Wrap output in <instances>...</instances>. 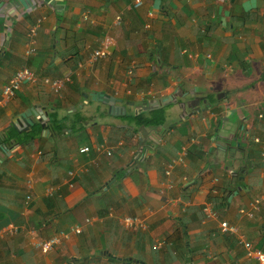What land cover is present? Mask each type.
I'll return each instance as SVG.
<instances>
[{
	"label": "crops",
	"instance_id": "0c3cea01",
	"mask_svg": "<svg viewBox=\"0 0 264 264\" xmlns=\"http://www.w3.org/2000/svg\"><path fill=\"white\" fill-rule=\"evenodd\" d=\"M101 45L109 55L92 60ZM22 66L70 80L59 93L24 83L0 106V134L47 114L32 143L0 144V264H260L219 222L264 248V0H0V94ZM159 109L162 124L134 120ZM76 168L88 169L69 178ZM255 198V216L241 215ZM62 230L50 253L36 246Z\"/></svg>",
	"mask_w": 264,
	"mask_h": 264
},
{
	"label": "built area",
	"instance_id": "2783aa9c",
	"mask_svg": "<svg viewBox=\"0 0 264 264\" xmlns=\"http://www.w3.org/2000/svg\"><path fill=\"white\" fill-rule=\"evenodd\" d=\"M142 4V0H135V5L140 6ZM85 19H89V13L86 12L84 15ZM91 20V19H90ZM89 20V21H90ZM123 20L122 14H118L115 17L114 24L115 25H121ZM42 18L37 19L36 23L30 28L28 32V39L26 43V50L25 53L30 55L36 52V34H37V28L41 24ZM110 41V40H109ZM109 55V50L106 47V45H101L100 47L93 50L90 58L92 60H97L99 58L107 57ZM133 73V67L129 69V75ZM39 77L37 74L30 69L29 67H22L18 69L8 80V82L3 86L2 93L0 94V106L8 101L11 96H13L17 90L21 87L22 84L27 82H36L38 81ZM43 82L45 85L49 86L53 92L59 93L67 84V82L70 80L69 76H63V77H49L46 76L43 79ZM256 141H258V138H256ZM196 142L195 138H192L189 142L183 144L179 151L177 156L168 163L165 169V173L167 175H170L174 169V167L177 164H186V160L189 154V146L190 144H193ZM98 150L106 151L108 155H111L113 152L112 148H108L105 145H101L98 147ZM90 151V147L85 145L80 148V152L86 153ZM262 153L264 155V145L262 146ZM88 168L83 169H71L69 171V178H75L79 175L80 171L87 170ZM219 181V178L216 177L213 179V184L217 185V182ZM72 183V181H71ZM172 183L169 182V186L172 187ZM214 185L212 188L213 193H216L217 188ZM52 191H54V188H48L47 194L51 195ZM177 199V198H176ZM32 200L31 194L27 195L26 202L29 203ZM174 199H172L173 201ZM262 200L261 198H255L250 201L249 205L247 207H242L239 209V212L241 215L246 216L247 218H253L255 216V212L260 209ZM204 214L206 217H213L218 218V211L214 207V201L212 199L207 200L204 202L202 207ZM121 220L124 222L126 226H136L141 225L145 227L146 225L143 224V220H140L137 217H132L128 215H124L121 217ZM81 225H75L71 228L72 232L80 233L82 231ZM17 226H13L11 228L12 232L18 231ZM219 230L223 233H232L237 236V242L239 245H241L245 251L246 255L250 258H254L258 260L260 264H264V248L256 246L252 241L247 239L245 234L241 231H239V228L237 225L230 223L228 220H222L219 222ZM70 232L66 231H60L55 235H52L44 240H38L36 243V246L45 254L50 253L55 249L56 246L60 245L65 238H68ZM165 244V241H161L159 245L163 246Z\"/></svg>",
	"mask_w": 264,
	"mask_h": 264
},
{
	"label": "trees",
	"instance_id": "16d2710c",
	"mask_svg": "<svg viewBox=\"0 0 264 264\" xmlns=\"http://www.w3.org/2000/svg\"><path fill=\"white\" fill-rule=\"evenodd\" d=\"M14 73H12V75ZM134 120L137 124L145 126L162 124L164 122L163 110H156L150 115L138 114L137 116H134ZM52 121L53 120H50L49 127ZM45 127H47V125ZM43 128L42 122L40 121H35L28 130L21 131L20 129L9 127L0 134V144L7 146L14 143L22 145L30 144L41 134Z\"/></svg>",
	"mask_w": 264,
	"mask_h": 264
},
{
	"label": "water",
	"instance_id": "95a60500",
	"mask_svg": "<svg viewBox=\"0 0 264 264\" xmlns=\"http://www.w3.org/2000/svg\"><path fill=\"white\" fill-rule=\"evenodd\" d=\"M220 95H224V93H221ZM100 98L102 99V100H104L105 102H107V103H109L110 105L111 104H114L115 103V101H116V98H114L113 96H111V95H109V94H106V93H101L100 95ZM135 103V102H134ZM133 103V104H134ZM137 103V105H139L140 104V102H136ZM187 104L186 103H184L182 106H186ZM41 115H40V117H39V120L40 121H42V126L43 127H45L46 126V122L44 121L45 119H47V114H44V113H40ZM28 125H29V123H28Z\"/></svg>",
	"mask_w": 264,
	"mask_h": 264
},
{
	"label": "clouds",
	"instance_id": "9594fccd",
	"mask_svg": "<svg viewBox=\"0 0 264 264\" xmlns=\"http://www.w3.org/2000/svg\"><path fill=\"white\" fill-rule=\"evenodd\" d=\"M22 67H28V66H22ZM22 67H21V68H22ZM29 68H30V67H29ZM19 69H20V68H19ZM30 69H31V68H30ZM17 70H18V69H17ZM33 71H34V70H33ZM34 72H35V71H34ZM35 73H36V72H35ZM36 74H37V73H36ZM37 76H38V74H37ZM38 77L41 78V79H43L44 77H46V75L43 76V77H40V76H38ZM49 77H51V76H49ZM57 77H60V76H57ZM62 77H63V76H62ZM7 82H8V81H7ZM7 82H6V83H7ZM4 85H5V84H4Z\"/></svg>",
	"mask_w": 264,
	"mask_h": 264
},
{
	"label": "rangeland",
	"instance_id": "374dc122",
	"mask_svg": "<svg viewBox=\"0 0 264 264\" xmlns=\"http://www.w3.org/2000/svg\"><path fill=\"white\" fill-rule=\"evenodd\" d=\"M3 77H1V79H3L4 78V75H2ZM1 79H0V81H1ZM165 111V110H164ZM155 248V247H154Z\"/></svg>",
	"mask_w": 264,
	"mask_h": 264
}]
</instances>
